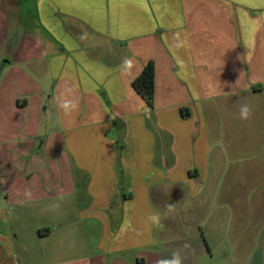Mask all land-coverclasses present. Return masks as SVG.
Segmentation results:
<instances>
[{
  "label": "crops",
  "instance_id": "obj_1",
  "mask_svg": "<svg viewBox=\"0 0 264 264\" xmlns=\"http://www.w3.org/2000/svg\"><path fill=\"white\" fill-rule=\"evenodd\" d=\"M32 1L33 24L0 52L4 203L38 215L77 208L85 224L96 222L97 237L87 239L89 226L67 248L52 237L57 228L37 224L43 243L53 238L45 264L76 256L80 245L89 264H146L163 223L175 218L167 211L172 218L161 219L167 205L183 193H221L222 176L236 173L224 160L236 149L264 154V0ZM148 61L152 107L132 86ZM243 104L252 109L247 120ZM158 192L175 198L163 204ZM195 203L184 200L176 217L197 215ZM154 213L159 224L148 220ZM45 223L57 227V218ZM27 238L21 247L31 255ZM207 249L196 253L201 264L212 258ZM15 250L0 240V261L26 264ZM252 255L239 253L240 262Z\"/></svg>",
  "mask_w": 264,
  "mask_h": 264
},
{
  "label": "rangeland",
  "instance_id": "obj_2",
  "mask_svg": "<svg viewBox=\"0 0 264 264\" xmlns=\"http://www.w3.org/2000/svg\"><path fill=\"white\" fill-rule=\"evenodd\" d=\"M14 3L10 0L9 5L7 0H0L1 54L6 53L5 42L8 39V42L12 43L24 35L21 27L24 26L23 24H33L31 18L26 14L33 10V1L19 0V5L16 7H13ZM241 131H244V129H239V135H241ZM253 154L246 153L245 149L239 148L232 153V158H234L232 162L224 160V164L227 163L228 167L231 163L236 167V173L232 176H222L223 190L221 193L201 192L198 196L195 194L196 197L193 198L188 196L193 195L192 193H183L182 196L179 195V201L175 199V205L171 210L168 205L163 209L161 219L172 218L167 211H173L175 218L173 221L169 220L163 223L162 233H158L159 236L157 237V251L154 254L145 256L146 264H156L157 260L170 259L174 252L180 253L183 264H201L203 259L201 256H197L196 253L205 252L207 246L213 251L212 258L205 260L207 264H242L240 262L242 257L239 256V253H253L250 264H264V205L262 206L264 204V191L262 192L264 174L262 175L260 166L255 168L253 164L260 165L262 160L259 158L263 159L264 154L261 151L255 155ZM250 155L253 156L250 158ZM246 162L249 169L245 168ZM252 171L256 172L254 176ZM250 172L251 176H248ZM229 186L236 188L237 191L233 193L224 189ZM4 194L5 191L1 188L0 182V240L8 242L11 240L15 249H21L22 253L18 250L15 251L21 254L26 264H45L42 250L48 246V243H52L53 238L57 239V246L67 248L70 238L74 235L77 236L75 239H79L81 243L82 238L86 237L85 229L89 226L90 231L87 233V239L95 238L99 234L96 222L85 224L83 220L79 219V209L77 208H67L66 213L57 212V214H53L51 211V213L38 215L34 212L39 211L33 208L24 209L21 206L6 205ZM218 195L220 197L217 199L215 196ZM173 198L175 196L170 197L169 193L158 192V200L163 204ZM184 200L196 202L197 215L193 216L189 211L187 215L181 214L182 218L176 217V212H179L181 203ZM232 200L236 201V209L234 208L235 201ZM214 201L217 205L214 204ZM208 211L215 212L217 219L210 216L209 220H204L207 218ZM55 218H57V227L45 223L49 219ZM167 223L168 229L166 228ZM37 224L44 230H47V227L50 230L57 228V234H54L53 238L45 242L47 245L39 238ZM232 229L236 236L230 234ZM22 234L28 237L26 243H32L29 244L31 255H27L21 247ZM83 252V246L80 245L75 253L76 256L58 255L57 264H89V259L84 256ZM185 252L189 255L186 256ZM193 259L198 261L194 262ZM235 259H238V261H235ZM15 261L16 263L14 260H3L0 261V264H19L18 259L15 258ZM96 263V259L91 262V264Z\"/></svg>",
  "mask_w": 264,
  "mask_h": 264
},
{
  "label": "trees",
  "instance_id": "obj_3",
  "mask_svg": "<svg viewBox=\"0 0 264 264\" xmlns=\"http://www.w3.org/2000/svg\"><path fill=\"white\" fill-rule=\"evenodd\" d=\"M132 86L142 96L146 105L152 107L154 99V66L152 61H148L132 80Z\"/></svg>",
  "mask_w": 264,
  "mask_h": 264
},
{
  "label": "clouds",
  "instance_id": "obj_4",
  "mask_svg": "<svg viewBox=\"0 0 264 264\" xmlns=\"http://www.w3.org/2000/svg\"><path fill=\"white\" fill-rule=\"evenodd\" d=\"M127 66L128 68H131L132 66V61L128 58H125L124 61L122 62V67ZM63 108H65L66 110H68L70 107L72 109H74L76 107V104L73 102H65L62 105ZM252 115V109L249 105L247 104H243L240 107V118L247 120L251 117ZM169 209L171 210V208L173 207L172 205H168ZM148 220L151 221L154 224H158L160 217L158 213H154V214H150L148 216ZM187 247V245H186ZM156 264H183V258L181 257L179 252H174L172 254V257L170 259H166V260H157Z\"/></svg>",
  "mask_w": 264,
  "mask_h": 264
}]
</instances>
